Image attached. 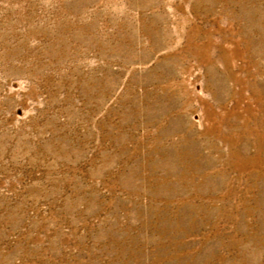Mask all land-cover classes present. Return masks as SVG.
I'll return each mask as SVG.
<instances>
[{
  "label": "rangeland",
  "instance_id": "obj_1",
  "mask_svg": "<svg viewBox=\"0 0 264 264\" xmlns=\"http://www.w3.org/2000/svg\"><path fill=\"white\" fill-rule=\"evenodd\" d=\"M0 264H264V0H0Z\"/></svg>",
  "mask_w": 264,
  "mask_h": 264
}]
</instances>
